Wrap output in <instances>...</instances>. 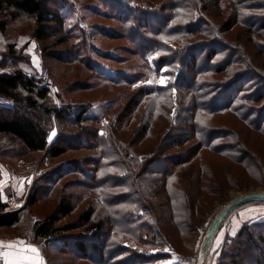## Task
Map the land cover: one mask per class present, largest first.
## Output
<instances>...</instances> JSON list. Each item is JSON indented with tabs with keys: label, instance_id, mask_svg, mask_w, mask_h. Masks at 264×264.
Instances as JSON below:
<instances>
[{
	"label": "rangeland",
	"instance_id": "374dc122",
	"mask_svg": "<svg viewBox=\"0 0 264 264\" xmlns=\"http://www.w3.org/2000/svg\"><path fill=\"white\" fill-rule=\"evenodd\" d=\"M53 1L64 15L59 36L37 41L35 20L24 14L9 21L6 32L0 30V60L11 63L7 57L16 53L23 60L11 59L15 69L37 75L40 63L50 71L54 85L50 102L36 115L41 122L47 120V131L58 128L57 137L58 133L62 140L67 137L69 148L53 159L47 152L30 153L17 141L0 137V174L12 171L20 178L17 195L25 194L24 204L18 202L20 208L13 210L22 209L39 187L54 183L51 192L26 209L21 223L13 227L14 235L30 234L47 264H197L214 219L235 199L264 192V124L260 133L253 125L248 127L247 119L240 121L229 112L203 111L205 100L199 105L189 102L188 88L195 84V89L207 93L215 87L211 92L215 95L239 76L245 97L264 92V0ZM242 9L247 11L240 14ZM238 12L252 19L235 24ZM189 57L199 61L196 68L211 72L197 74L190 82L179 78L186 70L179 62ZM192 63L186 66L195 67ZM186 95L188 109L175 122V108L186 104ZM252 101L243 102L247 110H264V100ZM64 106L86 111L87 131L43 114L46 108ZM260 118L248 121L259 127ZM193 120L197 131L203 129V137L192 136ZM51 134L50 144L56 140ZM239 141L253 153L260 169L213 152ZM184 159L189 163L175 162ZM101 176L108 177L105 187L93 179ZM69 196L73 213L58 223V237L87 241L82 238L88 230L77 221L93 206L94 220L107 219L105 237L90 236L109 243L103 263L95 256L81 258L76 250L57 253L45 240L34 239L33 225L54 216L60 200ZM255 206L264 203L237 208L224 220L205 264H221ZM261 222L264 217L254 221Z\"/></svg>",
	"mask_w": 264,
	"mask_h": 264
},
{
	"label": "trees",
	"instance_id": "16d2710c",
	"mask_svg": "<svg viewBox=\"0 0 264 264\" xmlns=\"http://www.w3.org/2000/svg\"><path fill=\"white\" fill-rule=\"evenodd\" d=\"M53 3V0H0L1 32H6L9 21H15L20 17L21 14H24L35 20V30L33 33V37L37 41L47 42L49 38H51V36H59L60 33L58 32V28L61 27V24L63 25L64 23V15H62L59 10H56L54 8ZM243 11H247V9H242V11L240 10V14H242ZM239 12L238 15L233 17V22L235 24H237L239 20H243L247 23L250 21V19H252H249L247 15H241L240 17ZM215 30L212 29L211 33H214ZM10 51H13V47H11ZM212 53L214 54V57L218 55L215 52ZM7 58L11 63H7L6 61H4L5 59L0 60V97L11 100L13 102V106H0V137H8L14 141H17L22 149L30 153L47 152L48 155L53 159L65 155L69 150V148L67 147L68 144H65V140L67 139V137H64V139L62 140L63 136L59 137L58 133V137L56 138L55 142L50 144L49 136L53 128L50 131H47V120L41 122V118L36 115L37 112H42V104H47L50 102L49 91L38 87L32 80H30L24 69H15L16 67L14 65L16 63L11 61V59L23 60V58H20L16 53H13V55L8 56ZM196 59V57H189L188 59L179 62L182 67H186L185 75L184 72H181V75H178L179 78L181 76H184L183 80L190 82L194 80V76L197 74L211 72L210 70H205L202 67L196 68L199 62L196 61ZM191 61H193V63L190 64V66L195 67L190 68L186 66L187 62ZM157 64H159V61H157ZM6 69L13 70L5 72L4 70ZM242 80L243 79H239V76H237V78L232 79L230 83L223 82L224 86L220 90V93H217L215 95L211 93L215 91L214 86L217 84L222 85L223 83L219 82L215 85H210L211 87H214V89L207 93H204L203 88H200L199 90L198 88L195 89L193 87V85L195 84H192L191 87L188 88V90L192 92L188 97V100L192 104L196 103L197 105H199L198 102L205 100V102L201 103V110L213 114L229 112L230 114L236 116L240 121H244L247 119V122L249 123L248 127H250V125H253L254 128H256L254 130L261 133L263 130L262 125L264 124V110H247L243 102L246 99H252L254 100L252 101L254 103L261 102L264 100V92L262 94H258L255 97H251L252 95H247V97H245L246 95H242V92L245 90V85H240ZM186 100L187 95L184 101ZM188 100L186 104L183 105L179 110L178 107L175 108L177 110V117L174 118L175 122H177L176 120L181 121L179 113L183 109H188L186 108L189 104ZM130 102L133 103L132 101ZM245 110L247 112L243 115H240ZM44 112H46L43 113L44 116L53 115L58 119L59 122L67 121V123H69L71 126H74L75 128L82 129L84 124L87 122L86 111L82 109L75 110L69 106H64L61 109L46 108ZM254 116L261 117L259 127H256L254 125L256 121H250L251 123L248 121ZM193 121L194 123L190 125L192 127V136L195 137L200 135L203 137V129L201 131H197L198 126L196 125L195 120ZM184 124H186V121ZM83 129L85 131L88 130L86 129V127H84ZM175 132L176 131H173V133ZM65 133L66 132L64 131L63 134ZM193 139L195 138H192V140ZM213 152L214 154L224 158L234 157L238 161L246 160L249 165L253 166L249 169H260V164L258 166L256 161H254V159L256 158L253 153L249 151L247 147L241 143V141H239L238 143L234 142V145L232 147L218 146L217 149H213ZM251 153L252 156L249 155ZM235 154H238L239 157H235ZM175 162L179 164L189 163L188 159L177 160ZM107 176H101L97 178L93 177V179H96V183L98 186L105 187L108 184L106 182L108 178ZM57 178L55 181H57ZM78 182L79 181H73L71 184ZM53 186L54 183L48 185V188L46 189L41 186L39 187L40 191H38L37 193L32 192L31 194H29L25 202V206L19 210L8 211L9 205L3 202L0 197V229H10L19 225L26 215V209L35 206L39 197H43L44 193L48 194L49 192H51ZM71 213H73V198L70 196L63 197L60 200L58 209L56 210L54 216H50L43 221L36 222L33 225L32 232L34 239L45 240L48 245H50L54 248L55 251H57V253L64 254L66 252L65 254H68V250H70V253L76 250L79 254V257L81 256V258L91 259L93 258V256H95L97 257L98 262L103 263L106 257L109 256L106 254L108 250L106 248L109 243L105 244L106 239L104 241L105 243L101 240H99L100 242H98L93 239V241L91 240L90 236L91 233H93L94 235L97 234L96 236H98L99 238L105 237L107 219H105V217H102L99 220H94V207H88L81 214L77 221V224L79 226L85 227L88 230L87 233H85L86 235H83L84 238H82L87 239V241H82L81 239L64 240L58 237L61 231V227L58 228L57 225L62 219L68 217ZM150 213L152 215V212ZM187 217L191 218V214H187ZM182 225L183 222L180 221V218L178 217L177 226L181 228ZM221 264H264V222L253 223L242 228L235 242L231 245L230 250L225 254Z\"/></svg>",
	"mask_w": 264,
	"mask_h": 264
},
{
	"label": "crops",
	"instance_id": "0c3cea01",
	"mask_svg": "<svg viewBox=\"0 0 264 264\" xmlns=\"http://www.w3.org/2000/svg\"><path fill=\"white\" fill-rule=\"evenodd\" d=\"M19 181L20 178H18L12 171L3 170L1 172L0 194L3 202L9 205L8 210L20 208L17 207L20 205L18 202H21V206L24 204L25 194L21 195V197L20 195H17L21 192ZM9 192L10 195L8 197ZM25 192L26 191H23V193ZM250 215L251 218L247 221L248 223L246 225L254 223L256 220H261L264 217V207H252L247 213V216ZM15 232V228L9 231L0 232V256L3 257L4 264H47L44 254L32 241L31 235L22 233L21 235L16 236L14 235ZM237 236L238 235H236V237ZM32 248H35L37 251H30Z\"/></svg>",
	"mask_w": 264,
	"mask_h": 264
},
{
	"label": "water",
	"instance_id": "95a60500",
	"mask_svg": "<svg viewBox=\"0 0 264 264\" xmlns=\"http://www.w3.org/2000/svg\"><path fill=\"white\" fill-rule=\"evenodd\" d=\"M253 203H264V192H251L231 202L211 224L207 237L201 247L197 264H205L206 257L211 249L214 238L222 228L224 220L228 218L237 208Z\"/></svg>",
	"mask_w": 264,
	"mask_h": 264
},
{
	"label": "built area",
	"instance_id": "2783aa9c",
	"mask_svg": "<svg viewBox=\"0 0 264 264\" xmlns=\"http://www.w3.org/2000/svg\"><path fill=\"white\" fill-rule=\"evenodd\" d=\"M29 79L32 80L38 87L46 89L49 93L53 92L54 85L51 80L50 71L39 63L38 74L28 75ZM1 107H12L13 102L11 100L0 97ZM56 135L52 137L54 140L57 138V129L54 128ZM52 131V132H53ZM0 264H4V259L0 256Z\"/></svg>",
	"mask_w": 264,
	"mask_h": 264
},
{
	"label": "snow or ice",
	"instance_id": "6c2138e0",
	"mask_svg": "<svg viewBox=\"0 0 264 264\" xmlns=\"http://www.w3.org/2000/svg\"><path fill=\"white\" fill-rule=\"evenodd\" d=\"M51 135L54 137L56 135L55 131H53ZM30 251L36 252L37 250L35 248H32V249H30Z\"/></svg>",
	"mask_w": 264,
	"mask_h": 264
}]
</instances>
